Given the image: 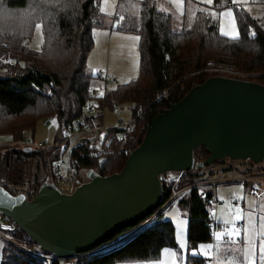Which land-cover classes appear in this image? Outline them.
<instances>
[{
	"label": "trees",
	"instance_id": "obj_1",
	"mask_svg": "<svg viewBox=\"0 0 264 264\" xmlns=\"http://www.w3.org/2000/svg\"><path fill=\"white\" fill-rule=\"evenodd\" d=\"M31 1L0 0V9L4 8L9 15L8 23L2 25L0 33L5 32L6 37V32L13 27V31L19 33L16 36L23 37L25 32L31 30V25L24 28L23 22L17 17L29 7ZM46 1L50 2L47 14L58 32L55 35L53 32L46 33L40 50L31 51L20 45L19 40H15L11 48L9 40L6 46V41L2 43L0 59L1 56L8 58L11 67L8 71L0 72V132L16 134L21 128L33 125L38 114L56 116L60 128L63 126V129H67L79 117L90 126L99 117L83 115L85 106L95 97L89 92L92 86L90 78L93 76L86 66L87 56L94 44L92 29L106 26L105 16L99 9V0ZM228 2L229 0H215L214 6L220 8ZM260 2L264 5V0ZM135 4L136 15L133 20H124L120 29L138 35L139 74L129 82L106 91L99 100L107 105L124 100L133 102V136L140 127L143 130L136 145L141 142L146 126L156 114L177 102L194 85L216 75L207 74L204 70L208 63L205 67V62H199V54L203 50L216 53L213 60L226 58L225 60L243 73L260 71L261 74L257 76L246 78L264 84V23L261 21L246 13L237 12L236 23L240 35L231 39L219 34L217 21L203 6H199L194 15L189 13L186 18L181 19L182 28L176 30L173 28L172 15L161 12L151 0H136ZM0 14L5 13L0 10ZM250 26L253 27V32H249ZM190 27V30L186 29ZM48 36L57 44L55 49H52ZM195 49L201 50L197 57L191 55ZM27 54L33 57L29 63L21 59L29 56ZM20 59L23 63L18 61ZM37 59H42L49 68L41 67ZM192 72L194 74L189 75ZM98 123L97 120L96 124ZM112 132L114 131L111 130L110 133ZM111 136L113 137L107 138L103 150L98 153L85 146L75 147L71 154L75 170L80 167L91 168L100 175L119 172L133 147L125 149L129 134L123 139H119L116 133ZM207 155L202 146L193 151L195 161H201ZM59 157L56 148L25 150L18 145H0V185L12 194L24 193L30 199L42 182H52L56 175L54 166ZM222 161L223 159L218 160L200 169L173 173L177 177L174 190L205 181L206 168L210 169L206 175L212 177L216 172L210 167L223 164ZM232 168L234 167L231 164L226 165L220 168V172ZM244 169L245 173L253 170L264 171V161L258 164L250 161L248 168ZM163 175L159 176L160 180ZM243 183L249 188L252 181ZM216 185L192 186L174 199L186 213L188 249L211 241L209 206L215 198ZM171 194V187L163 183L160 206ZM161 210H155L146 217L149 218L157 211L146 226L135 230L139 224L137 222L123 228L100 243L93 250L95 252L91 251L80 257L74 264H116L157 259L163 247L176 248L173 224L170 220L162 219ZM14 236L29 250L44 253L20 228ZM3 255L2 264H45L42 259L9 243L4 247ZM205 260L201 256L190 257V261L195 264H203Z\"/></svg>",
	"mask_w": 264,
	"mask_h": 264
},
{
	"label": "water",
	"instance_id": "obj_2",
	"mask_svg": "<svg viewBox=\"0 0 264 264\" xmlns=\"http://www.w3.org/2000/svg\"><path fill=\"white\" fill-rule=\"evenodd\" d=\"M200 146L208 155L195 161L193 151ZM223 158L264 161V84L209 76L152 118L119 172L100 175L89 169L88 180L71 193L42 182L30 199L0 185V212L44 253L60 258L57 264H74L61 259L90 253L160 207V175Z\"/></svg>",
	"mask_w": 264,
	"mask_h": 264
},
{
	"label": "rangeland",
	"instance_id": "obj_3",
	"mask_svg": "<svg viewBox=\"0 0 264 264\" xmlns=\"http://www.w3.org/2000/svg\"><path fill=\"white\" fill-rule=\"evenodd\" d=\"M100 0V4H101ZM105 6H107V10L110 12L109 16H106L108 21L110 23L114 19V14L117 10L118 0H103ZM198 3H201L202 6H205L207 9H209V14L217 21L218 25V32L219 34L223 35V32H228L230 35H223L225 37L232 38L235 36V38L239 37V29L236 23V13L237 12H243L248 14L250 17H252L255 20L261 21L264 23V5L260 2V0H236L235 3H232V0H229V2L220 7L216 8L214 6V1L212 0V3H208V0H191ZM190 0H160L158 1L159 7L162 9L161 12L166 11V13H172L174 12V19L172 21L176 24L173 26L174 29H181V16L186 13V9L190 8L192 6ZM187 2V7H186ZM232 4L237 5V10L233 9L231 6ZM50 6V2L46 0H32L29 3V7L26 8V10L19 16H17L23 23V27L27 28L31 25V30L25 32L26 35L23 37H19L16 34L18 31H13V27L11 31L0 33V50L3 49L1 47L3 42L6 41L5 46L8 45L7 41L9 40V47L13 46V42L15 40L20 41V45L27 47V49L31 51H36L41 49L42 45V38L43 36H47L46 33H54V35L58 32L56 31L49 15L47 14V10ZM5 14H0V28L5 23H8V12L4 10V8L0 9ZM231 12L232 15H226L225 13ZM191 14V12H189ZM172 15V14H171ZM173 17V16H172ZM179 17H181L179 19ZM117 21V20H116ZM115 26L112 28L115 29L118 27V22H114ZM179 25V26H177ZM188 30L190 28H186ZM110 30L108 29H99L97 31L96 29L93 30V47L90 50L88 54V58L86 59L87 66L91 69L92 72L95 73L98 68H91L90 64H95L98 67L102 69H108L106 66V58L108 57V49L107 46H105V40L102 38L105 37ZM106 32V33H102ZM249 32H253V27L250 26ZM8 34V36H7ZM19 34V33H18ZM117 34V33H116ZM124 37H119L116 41L114 56L109 59V67H110V73L108 72L109 79L105 83L103 80L97 79V81L94 80L93 77L90 78V85L94 86L97 93L96 97L102 98L106 91L113 90L117 86L127 83L133 78L137 77L139 74V47H138V39L136 35H122ZM8 38V39H7ZM49 38V42L51 43L52 49H55L57 47V44L52 40V38ZM106 38V37H105ZM7 39V40H6ZM100 39V40H99ZM102 39V40H101ZM8 41V42H9ZM197 43V42H193ZM216 52H218L217 49H214ZM56 52V50H51ZM201 50H193V53L195 57L198 56L199 52ZM212 53V52H211ZM208 53L206 50L202 51V54H199L200 60L199 62H205V67H208L204 70L207 74H218V73H231L236 72L240 74H244L247 77H254L257 76L260 73L257 71L253 72H244L241 70H238L237 67L235 68L234 64H232L230 61L225 60L226 58H223V60H213L212 57L216 53ZM29 56H23L21 59L27 61L28 63L33 59V57L30 56V54H27ZM107 55V57H106ZM113 55V54H112ZM225 57V54H222ZM20 59V60H21ZM18 60L19 62L23 63V60ZM35 60V59H34ZM208 60H210L208 62ZM94 61V62H93ZM8 58H4L1 56L0 59V72L1 71H8L11 67V62ZM37 62L40 63V66L44 69L49 68L48 65L42 61V59H37ZM200 65V64H199ZM16 66V65H15ZM204 67V68H205ZM241 67V66H240ZM16 68V67H15ZM203 69V68H202ZM237 69V70H236ZM112 73V74H111ZM194 72L190 73L189 75H193ZM106 85V86H105ZM105 87V88H104ZM100 103V100H99ZM96 101H91L89 104H87L83 110L84 116H98L96 119V122L94 125L91 126H99L101 125L107 129V130H113L119 125V121L121 120L124 124L128 126H133V119H132V108L134 107L133 102L124 100L121 103H115L113 105H107L103 102L99 104ZM98 120V125L96 124ZM78 126L79 124H83V118L79 117L77 121L75 122ZM63 129V126H61ZM60 128L58 124V120L56 116L54 115H40L38 114L36 119H34V123L31 126H26L21 128L16 134L11 133H5L0 132V145H4V147L8 146H15L18 145L20 140H24L26 137H30L33 142H41L44 144V146H48L53 148L55 142L59 141V134L62 133V129ZM142 128L136 130V134L131 131V133L128 136V140L124 142L126 147L125 149L132 148L133 149L137 146L136 143L138 142L139 136L142 133ZM145 133V131H144ZM143 133V134H144ZM110 134V132H109ZM112 134V133H111ZM111 134L109 137H111ZM86 135V134H85ZM79 139H77V136L73 134L69 139V146L66 152H64L58 161V168L57 166L54 170L56 172V175L53 177L52 182L57 180V177H59V183L63 188H71L74 189L75 186H73L72 181L70 180V162H69V154L68 152L75 148V144L77 143ZM124 147V146H123ZM58 151V150H57ZM59 153V152H58ZM221 160V159H220ZM243 162V163H242ZM237 161V160H230L229 158H223L222 163L219 165L212 166L213 171L216 173L212 177H208L206 175L210 169L206 168L204 180L202 182H211V181H219V183H222V180H232L236 177H240L243 173L245 175L252 174V175H258V173H255L256 171H250L245 173L246 171L244 168H248L249 160L246 161ZM262 163V162H261ZM233 166L234 168L227 170L223 173L220 172V168L226 167V165ZM253 165V164H252ZM254 166V165H253ZM91 168H83L80 167L78 170L75 171L78 176H80L81 180H86V173ZM94 170V169H93ZM205 170V169H204ZM71 172V171H70ZM171 176H173L174 171L167 172ZM175 175V174H174ZM176 177V176H175ZM234 181V180H233ZM263 180L258 181L259 184H262ZM232 186H238L239 188L244 190L243 185L239 181L237 182H226L223 185L218 184V189L223 188L224 190L226 188L232 187ZM215 187V188H217ZM222 194V193H221ZM246 195L251 196L248 192L245 193ZM252 204H254L252 207H249L246 205L243 206V214L246 213V221H245V230L243 232V242L242 245H235L231 243L233 246H243V259L241 256H233L229 258V262L232 264H243L248 262L249 260L257 259L258 262L264 261V197L260 200V205L258 208H256V199L251 196ZM224 206V205H223ZM162 211V219L170 220L174 227V233H175V242H176V248L173 247H163L160 253V257L157 259H148L144 261H127V262H118L116 264H195L192 261H190V257H198L201 256L205 260V263L203 264H212L211 259H213V254L211 252V248L215 245L216 242H223V238L225 236L235 237V234H238L241 236V233L235 230L234 222H227V225L229 227H220L218 229L214 230V235L217 236V241H214V245L212 240L209 243H201L196 248H190L188 249V243H187V217L184 208L176 201H172L171 204ZM143 222V221H142ZM142 222H139L141 224ZM138 224V225H139ZM231 225V226H230ZM229 237V238H230ZM235 239V238H234ZM7 245V241L2 239L0 237V264L3 263V249ZM37 246V245H36ZM215 247V246H214ZM34 250V249H33ZM216 250V248H215ZM214 251V249H213ZM217 255V253H215ZM214 261L216 264H221L223 259L215 258L214 255Z\"/></svg>",
	"mask_w": 264,
	"mask_h": 264
},
{
	"label": "built area",
	"instance_id": "obj_4",
	"mask_svg": "<svg viewBox=\"0 0 264 264\" xmlns=\"http://www.w3.org/2000/svg\"><path fill=\"white\" fill-rule=\"evenodd\" d=\"M233 9H238L236 4H232L231 6ZM216 75H223V76H228V77H234V78H240V79H245V80H249L247 79L244 74H240V73H236V72H231V73H218ZM93 76L95 78H99L101 80H103L104 82L106 81V72L104 70L102 71H97L93 74ZM95 88L91 87L89 89L90 93H95ZM76 121H74L71 125H69L67 127V129H62V133L59 134V141H57V143L55 142L54 147L56 148L59 152V156H61L64 152L67 151L68 146L70 144L69 139L70 137L75 134V136H77V139H79L77 141V143L75 144V147H80V146H85L87 149L94 151V152H101L103 150L104 144L107 141V138H110L109 132L111 130H107L105 129L102 125L100 127L99 126H90L89 124L83 122V124H79L78 126L75 123ZM114 132H112V134L116 133L119 136V139H123L124 137H126V135L130 134L132 131V125L128 126L126 124H124L121 120L119 121V125L113 129ZM86 134V135H85ZM111 134V135H112ZM113 137V136H111ZM18 146L21 149H28V150H32V149H38V148H44V149H50L51 147L48 146H44L43 143L41 142H33L31 140L30 137H26L23 141L20 140L18 143ZM73 150V149H72ZM72 150L68 152L69 154V162L71 164L70 166V180L72 181L73 186H77L79 184L82 183L81 179L77 176V174L75 173V167L73 165L74 160L71 158V154H72ZM60 158V157H59ZM59 161V159H58ZM58 161L55 163V167L57 166L58 168ZM255 173H258V175H252L251 173L248 175L245 174H241L240 177H237L235 179V181H239V182H247V181H252V183H250L249 185V193L251 195H253L255 198H259L261 196H264V171H256ZM56 174V172H55ZM263 180L262 184H259L258 181ZM59 177H57V180L55 181V184L57 185V188L59 189L60 192L62 193H71L73 189L71 188H63L60 185H58L59 183ZM162 184L166 183L168 186L171 187L172 189V194L171 196L166 200V202H164V204L162 206H160V208H158L157 210H161L163 209L169 202L173 201L174 199H176L181 193H183L184 191H186L188 188L195 186V187H202V186H207V185H211L214 186L217 183H219V181H211V182H198L193 184L192 186H187L184 187L182 189L179 190H174V186L177 182V177L175 176H171L170 174H164L162 176L161 179ZM222 182H224V180H222ZM224 205V203L216 198H214L211 201V204L209 206V213H210V221H211V232H212V237L214 234V230L217 227V220H216V208L217 206L222 207ZM157 212V211H156ZM156 212L151 215L149 218H145L144 221L138 225L136 227L135 230H138L140 228H142L143 226H146L152 219L153 217L156 215ZM237 227H241V223L237 224ZM18 225L10 218L4 216L1 212H0V237L2 239H4L5 241H7V243L11 244L12 246L26 251L28 253H30L33 256H36L40 259H42L43 261H45V264H52L54 262H57L60 260V258L56 257L53 254H46V253H42V252H35L32 250H29L28 248L24 247L21 243L18 242L17 239H15L14 234L16 233V230L18 229ZM225 240L227 242H234V243H239L240 242V238L237 239H232V238H225ZM98 251V250H97ZM95 252V251H93ZM89 253H84V254H77L73 257L70 258H63L61 260L63 261H71L74 263L75 260L79 259L80 257L87 255ZM211 263L213 264V261H211Z\"/></svg>",
	"mask_w": 264,
	"mask_h": 264
},
{
	"label": "crops",
	"instance_id": "obj_5",
	"mask_svg": "<svg viewBox=\"0 0 264 264\" xmlns=\"http://www.w3.org/2000/svg\"><path fill=\"white\" fill-rule=\"evenodd\" d=\"M135 1L136 0H118V5H117V10L114 14V19L115 20H112V22L110 23V21H108L107 17L106 16H109L110 12L107 10V6H105L104 8V1L102 0L101 1V4H100V0H99V9H100V12L103 14V16H105V23H106V26L105 27H95L92 29V32L94 29H96L97 31H99V29H108L110 30L109 33L102 38L105 40V46H107V49H108V57L106 55V66L108 69V72L110 73V67L108 66L109 64V59H110V55L111 57L114 56V51H115V46H116V41L117 39H119V37H124L122 35H136L137 36V39L139 41V38H138V35L133 33V32H127V31H123L121 30L120 28L123 27V22L124 20H126L127 18L130 19V20H133V17L136 15V11H137V6L135 4ZM158 9H160L162 11V9L159 7V3L158 1L160 0H151ZM191 1V0H190ZM192 3V6L188 9H186V13L183 14L181 17H179V19H183V18H186L188 15H189V12L192 13V15H194V13L196 12V10H198L200 7L199 6H202L201 3H198V2H195V1H191ZM186 7H187V2H186ZM203 9H205L206 11L209 12V9H207L205 6H203ZM166 12V11H164ZM172 14V18L174 19V12L170 13ZM191 15V16H192ZM117 20V21H116ZM114 22H118V27L113 29L112 28L115 26V23ZM172 23L174 25H176L173 21ZM179 26V25H177ZM102 33H106V32H102ZM117 33V34H116ZM100 40V39H99ZM102 40V39H101ZM113 54V55H112ZM88 58V56H87ZM94 62V61H93ZM87 66V64H86ZM90 67L91 68H98L97 71H102L104 70L106 72V81L105 83L108 81L109 79V75H108V72H107V69H102L100 67H98L97 65L95 64H90ZM88 70L90 72L91 69L87 66ZM112 74V73H111ZM91 75L93 76V73H91ZM94 77V76H93ZM98 78H95L94 77V80L97 81ZM101 80V79H100ZM106 86V85H105ZM93 88H95L94 86H91ZM105 88V87H104ZM96 90V89H95ZM97 91H95V93H90L92 95H96ZM91 101H96L99 103V99L98 97H92ZM100 104V103H99ZM100 116V115H98ZM237 178V177H236ZM232 179V180H224V182L222 183H219V185H223L224 183L230 181V182H237L235 181V179ZM234 180V181H233ZM240 183V182H239ZM241 184L243 185L244 187V190L241 189V187L239 188L238 186H232V187H229V188H226L224 190V187L223 188H220L218 189V185H216L217 188H215V198L222 201L224 203V206L220 207V206H217L216 208V220H217V223H219V226L220 227H229V225H227V222H234L235 223V230L237 229V231H239L241 233V236H239L238 234H235L234 236L235 237H230V236H225L223 238V242H216L215 245H214V241H217V236L215 234V237H212L211 240L213 242V246L211 248V252L213 254V259H211V261H213V264H216L215 261H214V255H215V258L218 259V258H221L223 259L222 263L221 264H232L230 263L228 260L229 258L231 257H235V256H243V246L239 247V246H233L231 245L230 242H227L225 240L226 237H230V238H240V242L239 243H233L235 245H242V242H243V232L245 230V221H246V213L243 214V206L247 204V206L249 207H252L254 204H252V200H251V196L254 197L253 195H251L248 191V186H245L243 182H241ZM248 192L251 196L249 195H246L245 193ZM222 193V194H221ZM262 197L264 196H261L259 198H255L256 199V208L259 207L260 205V200L262 199ZM238 223H241V227H237V224ZM217 227L216 229L220 228V227ZM231 226V225H230ZM214 235V234H213ZM216 248V250H215ZM214 249V251H213ZM217 253V255L215 254ZM243 259V257H242ZM241 264V263H240ZM243 264H264V261L263 262H258L257 259L254 260H249L248 262L246 263H243Z\"/></svg>",
	"mask_w": 264,
	"mask_h": 264
},
{
	"label": "snow or ice",
	"instance_id": "obj_6",
	"mask_svg": "<svg viewBox=\"0 0 264 264\" xmlns=\"http://www.w3.org/2000/svg\"><path fill=\"white\" fill-rule=\"evenodd\" d=\"M236 2V0H232V3H235ZM208 3H212V0H208ZM226 15H232V13L231 12H228V13H225ZM223 35H230V33H228V32H223L222 33ZM232 38H235V36H233Z\"/></svg>",
	"mask_w": 264,
	"mask_h": 264
},
{
	"label": "flooded vegetation",
	"instance_id": "obj_7",
	"mask_svg": "<svg viewBox=\"0 0 264 264\" xmlns=\"http://www.w3.org/2000/svg\"><path fill=\"white\" fill-rule=\"evenodd\" d=\"M240 174H242V173H240ZM218 226H219V223H217V227H218ZM217 227H216V228H217ZM219 227H220V226H219ZM226 238H229V237H226ZM232 239H233V238H232ZM231 243H234V242H231Z\"/></svg>",
	"mask_w": 264,
	"mask_h": 264
}]
</instances>
